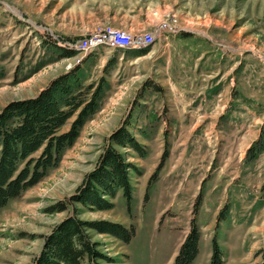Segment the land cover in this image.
I'll use <instances>...</instances> for the list:
<instances>
[{"label": "rangeland", "instance_id": "1", "mask_svg": "<svg viewBox=\"0 0 264 264\" xmlns=\"http://www.w3.org/2000/svg\"><path fill=\"white\" fill-rule=\"evenodd\" d=\"M111 32L157 37L79 44ZM90 53L88 82L105 77L110 87L61 163L0 210V264H32L44 235L74 212L47 208L75 193L123 123L149 149L130 158L141 170L131 174V202L119 191L112 209L75 205L82 218L134 226L127 244L90 230L101 249L119 264H172L196 218L194 264H209L214 237L225 264L261 261L264 0H0V109Z\"/></svg>", "mask_w": 264, "mask_h": 264}, {"label": "trees", "instance_id": "2", "mask_svg": "<svg viewBox=\"0 0 264 264\" xmlns=\"http://www.w3.org/2000/svg\"><path fill=\"white\" fill-rule=\"evenodd\" d=\"M63 50L60 56L76 53L74 49ZM147 50H138V55L146 54ZM91 54L54 77L36 95L12 100L0 109V210L61 163L85 123L99 110L110 83L105 77L98 82H88L84 64ZM5 75V70L0 69V79ZM133 155L146 158L148 145L137 138L128 123H123L110 134L96 167L86 174L75 193L47 208L57 213L73 206L74 212L44 235L42 249L32 264L120 263L118 258L101 249V242L93 238L90 230L111 233L127 244L135 234L134 226L127 227L109 219L82 218L75 205L112 209L119 191H123L130 203L134 191L131 174L133 171L141 173L137 164L130 160ZM160 168L161 164L153 179L158 178ZM201 238V227L193 218L172 264H194ZM258 253L262 254V260L255 264H264V246ZM225 263L221 245L214 237L209 264Z\"/></svg>", "mask_w": 264, "mask_h": 264}, {"label": "built area", "instance_id": "3", "mask_svg": "<svg viewBox=\"0 0 264 264\" xmlns=\"http://www.w3.org/2000/svg\"><path fill=\"white\" fill-rule=\"evenodd\" d=\"M171 27V25L167 24L166 26H164L163 28H169ZM162 28V29H163ZM161 29V30H162ZM151 37H157V34L155 35H148L145 39H142V40H135V41H128L126 40L125 38L121 37V36H118V35H114L112 33H108V34H102V35H99L97 36L96 38H93V39H90V40H86V41H79V42H83V43H88V46L91 45V44H94L96 42V40H99V39H115L118 41V43H132V42H139V41H145L147 39H150ZM81 61V59H78V62ZM77 62V63H78Z\"/></svg>", "mask_w": 264, "mask_h": 264}, {"label": "bare ground", "instance_id": "4", "mask_svg": "<svg viewBox=\"0 0 264 264\" xmlns=\"http://www.w3.org/2000/svg\"><path fill=\"white\" fill-rule=\"evenodd\" d=\"M111 33L114 34V35L121 36V37L125 38V39L128 40V41L131 40V39H128L127 37L123 36V35L120 34V33H117V32H111ZM152 38H154V37H151L150 39H152ZM150 39H147V40H145V41L132 42V43H128V44H126V43H118V41L115 40V39H99V40H96V42H105V43H109V44H111V45H113V46H115V47H123V46H125V45H131V44H134V43H143V42H146V41H148V40H150ZM133 40H134V39H133ZM96 42H95V43H96ZM95 43H94V44H95ZM79 44H88V43H79ZM94 44H91V45H89V46H93Z\"/></svg>", "mask_w": 264, "mask_h": 264}]
</instances>
